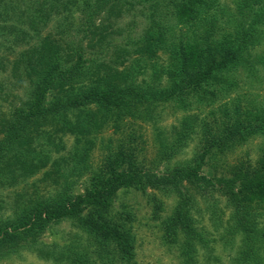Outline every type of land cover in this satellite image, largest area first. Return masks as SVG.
Returning a JSON list of instances; mask_svg holds the SVG:
<instances>
[{
    "label": "rangeland",
    "instance_id": "1",
    "mask_svg": "<svg viewBox=\"0 0 264 264\" xmlns=\"http://www.w3.org/2000/svg\"><path fill=\"white\" fill-rule=\"evenodd\" d=\"M234 1L237 0H218L219 5L213 12L220 23L221 33L233 30L227 24L234 14L241 16L246 27L251 18V20L258 18L257 11L263 15L256 25L254 34L252 31L246 32L250 38L241 47L243 60L238 66V80L234 93L223 96L222 91L219 97H214L213 102L207 95L201 99L198 95L191 98L172 95L171 101L166 102L157 100L156 95L154 117L151 114L144 118L142 113L136 112L137 116L135 113H122L114 118L116 112L112 107L109 119L92 129L90 135L82 138L66 131V125L61 119L48 121L42 126L35 125L40 134L34 137L32 144L41 151L46 163L33 177L22 181L13 189L0 193V222L15 220L13 209L15 200L22 205L31 197L32 203L29 206L31 208L37 202L55 200L64 194L73 196L84 194L86 189L95 185L93 181L95 175L100 176L107 171L108 160L111 161L114 171H139L141 174L153 173L156 176L171 175L174 167L192 169L200 165L196 175L202 180L196 183H190L188 179L181 181L178 184L181 195L169 184L160 185L158 188L136 185L118 189L113 193L109 198L106 217L108 221L119 224L121 230L128 233L132 244L130 257L125 259L112 248V252L103 260L96 252H92L90 260L92 264H186L182 232L177 233L178 241H169L165 229L167 220L181 199L185 198L186 203L182 208L189 213L192 228L201 234L203 240L199 243L196 237L193 239L198 252L195 260L187 264H246L241 262L243 235L237 233L238 235L233 238L224 235L232 218V209L213 180L229 177L231 170L237 167L252 170L261 166V162L264 161V128L244 139L236 137L228 140L223 146L208 147L209 151L206 154L203 150L209 136L219 138L227 133V129L233 124L232 119L222 116L221 108L227 106L226 103L232 99L237 97L243 99L239 109L249 107V103L252 102L251 111L253 107H257L264 114V4L240 5V12L236 13ZM0 2L3 12V18H0L1 121L3 117L10 118L14 109L27 108L34 104L35 95L46 85L45 81L48 78L43 75V69L47 63L56 62L55 56L51 53L54 51L55 41L59 43L61 49L66 48L65 53L70 51L68 46L81 39V31L86 25L90 10L86 4H94V0H0ZM147 6V3L137 5L134 17L121 12L117 16H111L112 25L105 30L106 34L113 32L110 34L113 35L111 45L122 43V37L127 34L139 37L145 32L148 21L143 15L147 12ZM246 15L251 17L247 18ZM102 17L105 19V12L96 17V24H99ZM31 18H35L34 28L29 23ZM67 19L69 22L64 21ZM115 22L117 23L114 24ZM103 24L107 25L106 20ZM117 29L122 35H118ZM240 42L241 40H237L232 48H240ZM113 49L116 48L110 49V58L115 57ZM159 57L153 60V64L141 66L135 72L131 69L134 64L132 58H129L126 65L130 68V74L134 75L135 84L140 86L142 91L151 86L164 96V92L170 90L169 81L162 72L158 73L159 80H155L153 66L156 62L158 68L165 65L167 55L160 52ZM62 63L61 60L58 64H61L59 72H62L61 81L64 86L47 92L45 104H50L56 97L63 95L83 98L93 85L94 80H90L88 74L85 77L71 75L70 66ZM62 65L65 66L62 68ZM116 67L119 70L125 68L119 65ZM211 90L216 91L212 88ZM147 98L148 103H151L153 97ZM185 103L186 108L183 107ZM96 109V106H89L86 111L97 114L98 119H102ZM65 116L66 119L73 121V112L66 111ZM187 117L191 126L188 132L181 126ZM247 120H253L251 113ZM91 126L93 125L88 128ZM182 134H185V137L179 141ZM85 139L90 140L92 146L86 151L84 161L78 163L81 153L84 152L83 148L88 145H85ZM201 155L204 157L199 164L197 159ZM76 165L85 166L80 175H78L80 167ZM21 192L29 195L20 198L15 194ZM250 205L257 214L255 222L257 230L264 228V199L257 195ZM259 210L261 214L258 213ZM75 234L76 230L68 222L49 225L41 234L40 247H45L44 252L51 251L50 246L54 244H57V248L64 249ZM261 240L258 243L261 246L258 251L264 264V245L261 244ZM34 248L17 250L9 257L0 258V264H54L51 259L49 261L40 259Z\"/></svg>",
    "mask_w": 264,
    "mask_h": 264
},
{
    "label": "trees",
    "instance_id": "2",
    "mask_svg": "<svg viewBox=\"0 0 264 264\" xmlns=\"http://www.w3.org/2000/svg\"><path fill=\"white\" fill-rule=\"evenodd\" d=\"M140 3L148 4L147 12L143 15L148 21L145 32L139 37L127 34L122 37V43L111 45L113 35L110 34L113 32L105 33L106 27L112 25L111 16H117L121 12L134 17L136 6ZM258 3L264 4V0L234 1L236 13L240 12V5L250 6ZM218 5V0H94V4H86L90 10L86 25L81 31V39L68 46L70 51L66 53V48L61 49L56 41L53 45L54 51L49 47L56 62L47 63L43 69V75L48 78L45 81L46 85L35 95L34 104L27 108L14 109L10 118L3 117L0 121V193L13 189L17 184L33 177L36 171L45 165L46 160L41 151L33 147L34 137L40 134V130L35 128L37 124L42 126L48 121L61 119L66 125V131L82 138L90 135L92 129L109 119L112 107L116 112L114 118L122 113H135L137 116L136 112L142 113L144 118L151 114L154 117L156 95L157 100L164 102L171 101L172 95L187 98L198 95L199 99L207 95L213 102L214 97H219L222 91L223 96L234 93L238 80V66L243 60L241 47L250 38L246 32L252 31L254 34L256 25L263 15L257 11L258 18L253 20L251 18L246 27L241 16L234 14L227 24L233 30L221 33L218 18L213 14ZM101 12H105L106 17L105 19L102 17L99 24H96V17ZM245 17L249 18L251 15ZM0 18H3L2 8ZM69 19L64 21L69 22ZM105 20L107 25L103 24ZM29 23L34 28L35 18L29 19ZM199 28L201 30H198ZM117 33L122 35L118 29ZM220 33L221 35L216 38ZM237 40H241L240 48L233 49L232 45ZM112 47L116 48L113 49L114 58H110L109 54ZM160 52L167 55L166 64L158 68V62L155 61L153 72L155 80H159L158 73L162 72L169 81L170 90H166L164 96L151 86L142 91L141 87L135 84L134 75L130 74V68L126 65L129 58H132L134 64L131 69L135 72L141 66L153 64V60L160 58ZM61 60L62 64L70 66L71 75L85 77L88 74L90 80H94L93 85L83 98L63 95L56 97L50 104H45V97L49 91L64 86L61 81L62 72H59L61 64H58ZM65 65H62V68ZM117 65L125 66V70H119ZM147 96L153 97L151 103H148ZM235 99L226 103L227 106H221L222 116L232 119L233 124L221 137L207 138L203 149L205 154L209 151L208 147L223 146L228 140L236 137L244 139L264 128V114L257 107H253L251 111L252 102L249 103V107L239 109V104L243 101L240 97L236 99L237 108ZM89 106H96V111L102 119H98L97 114L86 111ZM183 107L186 108L187 104L185 103ZM66 111L73 112V121L66 119ZM250 113L253 120H247ZM189 122L190 119L187 117L181 123L186 132L191 129ZM90 125L93 126L88 128ZM184 137L185 134H182L178 140L181 141ZM85 145L87 146L83 148L84 152L81 153L78 163L84 161L86 151L92 146L88 139H85ZM35 146L38 147L37 144ZM203 157L204 155H201L197 159L199 164ZM106 166L107 171L100 176L95 175L93 180L95 185L86 189L84 194L76 196L64 194L55 200L37 202L31 208H29L32 203L31 197L28 196L26 203L22 205L15 200L13 206L15 220L0 222V258L9 257L20 249L35 247L34 252L40 259L45 261L51 259L54 264H92L90 260L92 252H96L103 260L112 252V248L127 259L130 257L132 246L130 237L127 232L121 230L119 224L108 221L106 217L109 198L113 193L118 189L136 185L158 188L160 185L169 184L181 195L178 190L181 181L188 179L190 183H196L202 180L196 175L200 165L192 169L174 167L173 174L162 176L153 173L141 174L139 171H114L110 160ZM84 169L85 166H81L78 175ZM213 181L232 209V218L224 235L233 238L238 235L237 233H241L243 235L241 262L263 264L258 251L261 246L258 243L262 239L261 244L264 245V228L257 230L255 224L257 214L250 202L257 195L264 199V161L258 169L237 167L231 170L229 177L215 178ZM15 194L20 198L29 195L23 192ZM185 203L186 199H181L167 220L165 229L169 241H178L177 233L182 232L185 250L183 255L188 263L195 260L198 252L193 239L196 237L199 243L203 240L201 234L192 228L189 213L182 208ZM61 222H68L76 230V234L71 237V242L64 249H59L57 244H54L50 246L51 251L44 252L45 247H40L41 234L47 226Z\"/></svg>",
    "mask_w": 264,
    "mask_h": 264
}]
</instances>
